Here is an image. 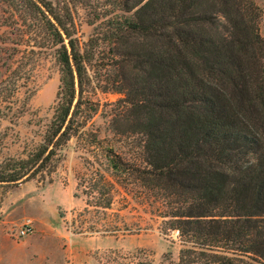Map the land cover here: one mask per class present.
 Returning <instances> with one entry per match:
<instances>
[{
	"label": "trees",
	"instance_id": "obj_1",
	"mask_svg": "<svg viewBox=\"0 0 264 264\" xmlns=\"http://www.w3.org/2000/svg\"><path fill=\"white\" fill-rule=\"evenodd\" d=\"M75 2L92 14L86 38ZM0 10L18 34L0 71V119L26 110L43 55L52 51L59 69L41 141L0 161V186L44 180L72 137L101 146L105 137L84 130L96 111L89 94L114 85L122 96L108 172L144 180L164 230L178 231L177 264H264V37L254 0H0ZM103 66L115 69L110 84L93 82ZM113 140L130 144V161ZM109 183L104 174L90 182L94 206L110 207Z\"/></svg>",
	"mask_w": 264,
	"mask_h": 264
},
{
	"label": "rangeland",
	"instance_id": "obj_2",
	"mask_svg": "<svg viewBox=\"0 0 264 264\" xmlns=\"http://www.w3.org/2000/svg\"><path fill=\"white\" fill-rule=\"evenodd\" d=\"M97 1L104 0H92ZM254 1L261 9L259 31L264 37V0ZM72 8L77 33L86 38L92 30L87 22L92 14H86L77 2ZM4 16L0 10V38L9 36L5 42L0 39L2 72L18 48L12 41L18 34L3 24ZM114 72L110 66L96 68L93 82L110 84ZM32 83L35 90L26 110L18 117L0 119V161L8 156L24 157L41 141L59 84L52 51L34 68ZM111 87L105 91L97 87L89 94L96 111L84 130L105 137L101 146L72 137L62 147L55 170L44 180L0 186V264H177L178 231L164 230L160 209L144 196V180L138 175L137 179L123 176L118 180L108 172L105 148L113 137L109 123L122 96ZM112 144L124 159H132L130 144L116 140ZM101 174L110 182L111 205L105 209L94 206L96 199L86 194L90 182ZM26 218L32 220L33 230L18 234Z\"/></svg>",
	"mask_w": 264,
	"mask_h": 264
},
{
	"label": "built area",
	"instance_id": "obj_3",
	"mask_svg": "<svg viewBox=\"0 0 264 264\" xmlns=\"http://www.w3.org/2000/svg\"><path fill=\"white\" fill-rule=\"evenodd\" d=\"M33 230V223L30 218H26L20 228L18 229V234H26L28 232H31Z\"/></svg>",
	"mask_w": 264,
	"mask_h": 264
}]
</instances>
